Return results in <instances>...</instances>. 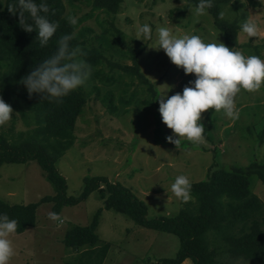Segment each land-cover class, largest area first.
Here are the masks:
<instances>
[{
	"label": "rangeland",
	"instance_id": "374dc122",
	"mask_svg": "<svg viewBox=\"0 0 264 264\" xmlns=\"http://www.w3.org/2000/svg\"><path fill=\"white\" fill-rule=\"evenodd\" d=\"M62 1L66 16L78 18L75 35L81 34L82 37H78L84 46L100 50L107 60L122 65L131 64L112 47L110 37L103 36L104 26L109 28L114 24L124 32L130 46H144V52L139 56L140 71L157 92L156 105L144 106L142 101L146 98L150 100L145 86L127 76L120 79L114 71L113 78L117 79V83L107 87L95 77L100 70L104 73L110 70L107 64L91 67L90 77L79 86L87 102L75 123L74 144L55 164L66 180L67 197L80 194L85 176L105 177L111 183L128 188L143 201L147 206L148 219L171 217L183 208L182 202L170 189L177 175H186L190 183H196L207 179L209 168L213 165L214 168H229L248 166L254 161L258 164L264 162V142L259 144L257 137L264 120V82L258 90L237 93L234 102L239 109V118L236 120L226 117L222 110L214 111L211 119L207 118L210 109L203 111L198 122L204 125L207 138L204 137L199 147H192L183 141L179 150L166 140L170 135L174 139L177 137L162 122L158 112L159 96L182 92L184 87L191 86L190 81H194L195 75L185 74L182 67L170 61L162 48L154 46L156 29L164 26L174 33L198 35L206 43L224 44L222 32L214 26L207 11L197 15L195 8L190 7L186 16L180 18L177 10L186 4L185 0H122L119 13L113 15L92 9L94 0ZM234 1L239 6L236 11L231 5ZM0 3L3 4L4 0ZM231 3L223 10L225 18H237L240 23L252 20L259 30L257 37L250 38L240 32L239 46L235 50L264 60V0L261 8H252L246 0H232ZM243 15L246 18L242 20ZM145 23L151 28L149 39L137 34L139 27ZM3 71H6L4 67L0 73ZM110 89L114 94L112 104L118 109L113 114L101 101ZM126 100H131L128 107L123 105ZM34 126L31 120L30 126H26L20 115L12 112L10 120L0 125V132L8 134V129L12 127V136L19 140V133L24 139V133H30ZM250 189L264 206V186L255 175L250 178ZM53 194L54 188L35 161L3 163L0 166V199L6 203L30 204ZM52 206V203L41 204L36 210L35 225L21 234L9 236L15 253L9 264L73 263L84 250L91 249L86 246L78 250L67 248L63 240L73 227L91 223L95 213L102 208L98 193H91L78 205L62 207L58 214L63 223L48 218L47 213L53 211ZM99 219L97 235L101 242L93 249L103 243L110 244L102 264H148L173 258L179 249L176 236L137 226L125 215L101 210ZM183 264H190V261L186 260ZM217 264L249 263L223 255Z\"/></svg>",
	"mask_w": 264,
	"mask_h": 264
},
{
	"label": "trees",
	"instance_id": "16d2710c",
	"mask_svg": "<svg viewBox=\"0 0 264 264\" xmlns=\"http://www.w3.org/2000/svg\"><path fill=\"white\" fill-rule=\"evenodd\" d=\"M232 0H213L211 8L206 9L213 19L214 26L223 34L224 44L235 50L239 46L238 36L241 23L237 18L229 19L223 13L224 8ZM48 5V12L41 13L50 21H56L58 28L48 45L39 46L36 29L24 31L18 24V11H10L15 0H4L0 3V73L1 96L11 105L13 112L18 113L23 123L34 128L24 133L25 138L14 139L13 128L8 134L0 132V166L3 163H25L35 161L41 168L45 178L54 188V194L44 196L39 201L30 204L10 205L0 199V213H5L10 219H16L15 233L21 234L36 222V210L43 203H52L53 212L59 213L64 206H75L84 202L93 193H98L102 200V208L98 210L87 226H76L69 230L63 240L67 248L84 250L76 262L64 264H102L109 243H103L97 235L101 210L114 211L127 216L135 225L174 235L179 239V249L173 258H164L148 264H217L219 257L228 255L249 264H264V206L250 189V178L255 175L264 186V162H253L248 166H230L229 168H209L207 179L191 183L192 199L182 202L183 208L174 216L147 218V206L138 199L128 188L111 183L105 177L85 176L79 195L67 197L66 180L56 169L57 160L74 144V127L78 116L82 113L87 102L81 87L72 90L67 96L57 101H48L43 92H33L28 95L25 87L19 84L21 77L26 76L56 51V41L60 35L75 32L77 25H70L65 14L62 0H36ZM186 4L177 10V16H186L190 7L196 6L198 0H185ZM252 8H261L262 0H246ZM122 0H94L92 9L105 11L116 15L121 8ZM232 8L239 7L238 2L231 3ZM171 13L173 10H170ZM223 13L220 16L219 13ZM85 18V17H84ZM242 20L246 18L241 16ZM31 23V20L28 21ZM102 34L110 37L112 47L131 64H120L107 60L102 52L95 48L85 47L75 35L70 41L72 46H79L85 53L82 60L92 68L102 63L112 70L106 73L96 72L95 77L100 83L112 87L117 83L114 77L127 76L145 86L149 99H144L142 105L155 106L157 92L148 79L141 73L139 56L144 52V46L134 48L124 37V32L111 24L109 28L102 27ZM79 36V37H78ZM125 45L126 47H124ZM120 73V74H119ZM119 79V80H120ZM102 81V82H101ZM125 85V83H124ZM129 85V84H126ZM127 87V91H128ZM98 91V88H96ZM111 89L105 93L102 103L113 114L117 106L113 105ZM123 99V98H122ZM124 106H130L131 100L123 101ZM214 110L210 109L207 118L211 119ZM205 138L207 136L203 132ZM259 144L264 142V120L261 129L257 131Z\"/></svg>",
	"mask_w": 264,
	"mask_h": 264
},
{
	"label": "clouds",
	"instance_id": "9594fccd",
	"mask_svg": "<svg viewBox=\"0 0 264 264\" xmlns=\"http://www.w3.org/2000/svg\"><path fill=\"white\" fill-rule=\"evenodd\" d=\"M213 0H198L195 6L197 15L204 14L211 8ZM19 9L18 24L26 32L33 28L37 32L39 46L48 45L58 28L56 21H50L41 13L48 12V5L36 0H15L10 11ZM223 16V13H219ZM31 20V23L28 21ZM76 16H68L70 25H77ZM240 31L250 37H257L259 30L252 20H245L240 25ZM154 46L162 48L170 61L183 68L185 74H194L191 86L183 88L182 92L165 97L159 96L158 112L162 122L176 135L167 136L166 140L182 148V142L187 141L192 147H199L204 141V125L199 123L201 113L207 109L220 112L236 120L239 109L236 108L234 98L241 90H258L264 82V60L257 55H244L240 50H233L223 43H206L198 35L180 34L168 27L156 29ZM145 39L151 37L149 24H143L137 31ZM75 32L60 35L56 41L57 48L53 55L45 59L26 76L18 81L28 95L33 92H43L48 101H59L72 90L85 84L90 77L92 68L84 60L85 55L79 46H72ZM13 109L0 97V125H4L11 118ZM191 183L186 175H177L171 182L170 189L180 202L192 199ZM51 221L63 223L57 212L47 213ZM17 229L16 219H10L7 214L0 213V264H9L15 254L9 236Z\"/></svg>",
	"mask_w": 264,
	"mask_h": 264
}]
</instances>
